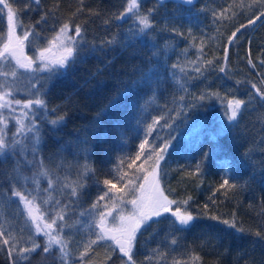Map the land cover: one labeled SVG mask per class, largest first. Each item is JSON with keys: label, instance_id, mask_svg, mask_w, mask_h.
Returning <instances> with one entry per match:
<instances>
[{"label": "trees", "instance_id": "1", "mask_svg": "<svg viewBox=\"0 0 264 264\" xmlns=\"http://www.w3.org/2000/svg\"><path fill=\"white\" fill-rule=\"evenodd\" d=\"M8 3L18 11L22 21V28H17L18 35L30 25L39 33L38 37L33 35L26 41L27 56L35 58L36 50L46 46L47 40L66 21L73 26L79 24L86 41L82 46L85 51L81 62L62 70V75L42 80L48 119L64 115L62 126L53 130L46 121L38 120L43 137L40 156L53 172L75 179L77 162L84 163V149L95 169V173L86 178L78 203L70 206L69 215L80 223L64 229L73 250L72 264H120L118 255L107 260L106 245H96L84 261L78 259L82 244L88 239L86 226L89 222L87 216L80 217L79 213L89 209L101 194L102 181L119 163L118 157L134 153L143 138V132L136 130L137 120L141 106L151 93L145 95L147 89L137 81L150 67L160 83L153 82L156 103L148 108L144 118L151 123L152 117H171L167 122L172 123L169 128L163 126L165 119H160L150 137V144L155 145L170 139V147L160 161L161 186L165 194L176 200L191 197L188 208L194 215L202 214L207 205L210 215L230 219L235 214L237 222L246 228H256L264 220V102L255 96L251 87L252 83L262 87L260 82L264 79V64H261L264 60V16L249 23L262 10L258 4L249 9L247 4L252 0H245L244 8L232 9L235 16L228 12L226 15L230 18H215L214 12L228 8L233 0H199L193 6L174 2L157 5L156 0H142V11L155 8L154 28L149 30L150 34L130 40L129 30L135 28L134 21L128 17L123 21L114 18L124 10L125 0H83L82 3L81 0H40L39 5L30 4V0H8ZM4 12L6 9L0 12V39L7 35ZM45 14L47 19L38 23ZM237 28L240 31L228 44V38ZM113 38L115 44L105 43ZM92 47L95 51L89 52ZM208 60L212 64L204 63ZM174 64L178 65L175 69ZM199 64L204 66L198 73L193 69ZM220 67H225V71L221 72ZM176 79L185 81L186 91L178 89ZM36 87L40 88L41 84ZM30 91L29 80L22 78L17 85L16 98L26 100ZM208 93H219L221 98ZM201 96L205 98L200 99ZM232 99L246 101L238 115V126L232 125L217 141L210 142L207 131L228 124L224 112L227 100ZM97 120L100 122L96 123ZM13 124L14 121L9 122L10 130ZM205 153L208 158L197 172L196 165ZM3 159L0 157V161ZM15 159L10 156L6 162H0V193L7 196L11 195L7 174ZM223 160L231 162L227 178L230 184L237 185V189L228 191L227 195L224 189L217 191L225 178ZM41 187H47L46 180H42ZM120 187L117 184V188ZM0 199L4 200L0 222L6 221V227L10 224L19 230L24 225L23 205L18 198L8 201L0 196ZM194 223L198 227L176 234L178 244L175 246L161 243L166 224L142 228L134 252L138 264H148L145 257L158 247L167 252L168 264L172 258L188 260V264H264V240L253 235L241 238L235 230L207 218ZM208 225L223 231L212 232ZM34 238L43 246L45 238L42 235ZM192 255L199 256L200 260L192 262L189 259ZM0 264H12V258L4 250H0ZM19 264L60 262L51 256L46 258L38 249L30 260L19 261ZM152 264L157 262L153 260Z\"/></svg>", "mask_w": 264, "mask_h": 264}, {"label": "snow or ice", "instance_id": "2", "mask_svg": "<svg viewBox=\"0 0 264 264\" xmlns=\"http://www.w3.org/2000/svg\"><path fill=\"white\" fill-rule=\"evenodd\" d=\"M82 2L83 0H81ZM31 3L39 5L40 0H30ZM162 3L163 0H156L157 5ZM194 3L195 0H181L182 5ZM141 4L142 0H125L124 10L114 17L117 21H123L125 17L134 21L135 28L129 30L130 40L136 39L137 36L150 34L149 30L154 28L152 16L155 8H150L145 12L141 10ZM256 4L262 10L249 20L250 24L264 16V0H252L251 4H247V7L251 9ZM0 5L3 6L0 8V12L6 9L4 15L7 17V35L6 38L0 39V157L4 158L0 162H6L10 156L16 157L11 172L7 174L11 195L0 193V196L6 197L8 201L18 198L19 203L23 205L21 213L24 219V225L19 230L10 224L6 227V221L0 222V250L6 251L7 255L12 258V264L30 260L32 254L38 249L46 258L51 256L53 260L58 259L60 264H72L73 250L69 247L70 240L66 238L64 229L80 223L69 215L70 206L78 203V197L86 185V178L90 173L94 174L95 169L90 162L87 149H84V163L77 162L78 171L75 179L70 180L67 174L61 177L53 172L40 156L43 137L38 120L46 121L53 130L62 126L64 115L48 119L42 80H51L57 75H62V70H67L81 62L84 59L85 51L82 46L86 41L81 26L79 24L73 26L70 21H66L47 40L46 46L36 50L35 58L27 56L24 53L25 41H28L29 37L33 35L38 37L39 33H35L34 26L30 25L18 35L17 28H22L18 11L8 3V0H0ZM236 7L244 8L245 0H240L239 4L233 0L228 8L219 13L214 12V17L230 18L226 15L228 12L235 16L236 12L232 9ZM46 19L47 14L42 16L38 23ZM241 27H246V25ZM239 31L240 28H237L231 34L228 44L233 42ZM105 43L112 45L116 43V40L113 38ZM93 51H95L94 47L89 49V52ZM204 63L210 65L212 61L208 60ZM249 63H252L251 60ZM261 64H264V60L261 61ZM177 66L176 64L172 65L174 69ZM203 66V64H199L193 70L199 73ZM219 70L224 72L225 67H220ZM183 71L184 69L181 68V72ZM42 73L48 75L41 76ZM155 75V70L150 67L147 72L142 73L140 80L137 81L147 89L145 95L151 93L144 105L141 106V114L137 120L136 130L143 132V138L138 144L137 150L134 153L118 157L119 163L114 169L108 171V178L102 181L101 194L97 196L89 209L79 213L80 217L87 216L89 218L86 226L88 239L82 244L79 251L78 259L80 261H84L85 256L93 250L94 246L106 245L109 250L107 260H111L112 255H118L120 264H138L134 252L137 235L142 228L152 224H166V234L161 243L167 242L168 245L175 246L178 244L176 234L198 227L194 221L201 218L217 221L218 224L235 230L241 238L244 235H253L264 240V220L256 228H246L237 222L235 214L230 219L210 215L207 205L204 206L205 211L202 214L194 215L188 208L191 197L185 200H176L170 199L165 194V190L161 186L160 161L164 159V155L170 147V139L163 140L162 145H155L150 144V137L156 126L160 124V119H165L163 126L172 128V123L167 122L171 117H152L151 123H148L144 118V113L156 103V90L152 85L153 82L157 85L160 82L155 79ZM25 77L29 80L31 91L28 99L21 100L16 98L17 85ZM175 83L179 90L186 91L185 81L176 79ZM260 83L262 87H258L255 83H252L251 87L255 90V96L264 102V79ZM37 84H41V87L37 88ZM208 95L215 96L217 99L221 98L219 93H208ZM183 98V96L179 97L180 100ZM204 98L200 97V99ZM173 102H176L175 97ZM245 104L246 101L242 99L227 100L224 115L228 124L218 127L214 131L208 130L206 135L210 142L217 141L225 129L230 130L232 125L238 126V115ZM52 111L55 112L56 109H52ZM102 112L107 114L106 110H102ZM179 115L180 111L177 112V116ZM10 121H14L11 130L9 129ZM99 122V120L96 121V123ZM117 128H119V124H117ZM9 131H11V136H9ZM203 131L202 128L201 132ZM207 158L208 153H205L201 162L196 165L197 172L202 170ZM221 164L224 168L225 178H222L217 191L224 189V194L227 195L228 191L237 189V185L230 184L227 178L231 172V162L223 160ZM128 169L133 171L129 173ZM29 172L31 174H28ZM42 180L47 181V187H41ZM117 184H120L121 187L117 188ZM53 193H58V195L54 196ZM62 199L66 202L61 203ZM3 203L4 200L0 199V207ZM66 216H68L67 221L65 220ZM207 227L212 232L223 231L213 225ZM40 235L45 238L43 246L34 238ZM189 259L195 262L199 261L200 257L192 255ZM153 260L157 264L160 261L168 264L167 252L159 247L153 249L152 254L145 257V261L152 264ZM171 264H188V260L172 258Z\"/></svg>", "mask_w": 264, "mask_h": 264}, {"label": "water", "instance_id": "3", "mask_svg": "<svg viewBox=\"0 0 264 264\" xmlns=\"http://www.w3.org/2000/svg\"><path fill=\"white\" fill-rule=\"evenodd\" d=\"M169 2H174V3L181 4V0H163V3L162 4L169 3ZM198 2H199V0H195V3L192 4V5H187V4H183V5H185V6H193V5L197 4ZM24 53H25V55H27V52H26V48L25 47H24Z\"/></svg>", "mask_w": 264, "mask_h": 264}, {"label": "rangeland", "instance_id": "4", "mask_svg": "<svg viewBox=\"0 0 264 264\" xmlns=\"http://www.w3.org/2000/svg\"><path fill=\"white\" fill-rule=\"evenodd\" d=\"M25 48H26V41H25Z\"/></svg>", "mask_w": 264, "mask_h": 264}]
</instances>
